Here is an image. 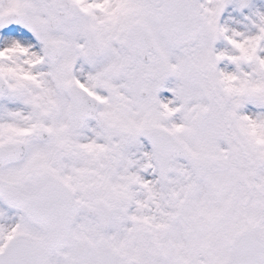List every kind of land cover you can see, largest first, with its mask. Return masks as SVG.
<instances>
[{
  "label": "snow or ice",
  "instance_id": "6c2138e0",
  "mask_svg": "<svg viewBox=\"0 0 264 264\" xmlns=\"http://www.w3.org/2000/svg\"><path fill=\"white\" fill-rule=\"evenodd\" d=\"M0 264H264V0H0Z\"/></svg>",
  "mask_w": 264,
  "mask_h": 264
}]
</instances>
